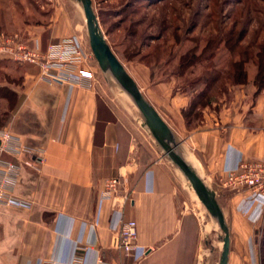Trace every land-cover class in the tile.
Wrapping results in <instances>:
<instances>
[{
	"label": "crops",
	"instance_id": "1",
	"mask_svg": "<svg viewBox=\"0 0 264 264\" xmlns=\"http://www.w3.org/2000/svg\"><path fill=\"white\" fill-rule=\"evenodd\" d=\"M146 68L142 81L127 71L215 191L229 230L227 264H261L264 197L228 191L220 179L240 161L264 160V91L256 94L251 81L235 86L232 98L204 107L188 125L189 97L172 79L145 94ZM19 70L22 87L11 89L21 101L6 127L33 153L2 156L19 165L13 192L29 206L0 205V264H71L79 246L83 264H213L218 227L131 114L95 81L49 84L35 65ZM110 177L120 180L115 201L103 194ZM122 220L136 221L134 251L115 247Z\"/></svg>",
	"mask_w": 264,
	"mask_h": 264
},
{
	"label": "trees",
	"instance_id": "2",
	"mask_svg": "<svg viewBox=\"0 0 264 264\" xmlns=\"http://www.w3.org/2000/svg\"><path fill=\"white\" fill-rule=\"evenodd\" d=\"M257 2L264 0H235L231 5L229 0H206L203 4L200 0H119L118 8L111 12L118 16L114 24L123 25L128 40L121 52L111 48L120 59L144 62L154 83L181 78V83L192 87L193 97L184 110L191 125L204 107L216 102L232 85L251 81L256 94L264 91V6ZM226 5L229 10L216 16ZM257 12L260 16L255 15ZM238 16L244 17L239 29ZM231 18L228 25L226 20ZM250 20L253 23L246 24ZM253 24L255 27H251ZM220 48L227 52L223 68L215 61ZM251 67L254 73L250 80ZM1 90L15 94L6 85H1ZM6 93H0V98L7 99ZM1 108L0 127L7 123L9 114ZM259 245L264 264V229Z\"/></svg>",
	"mask_w": 264,
	"mask_h": 264
},
{
	"label": "rangeland",
	"instance_id": "3",
	"mask_svg": "<svg viewBox=\"0 0 264 264\" xmlns=\"http://www.w3.org/2000/svg\"><path fill=\"white\" fill-rule=\"evenodd\" d=\"M185 1L188 2L189 0H185ZM229 1H230L229 4L231 5V2L235 0H229ZM200 2L203 4L206 3V0H200ZM257 3L260 7L264 6V2H257ZM92 5L98 17L101 29L105 34L106 39L109 42L110 46L113 47L116 52L117 51L121 52L128 39L124 37L125 33L123 31V25L119 26L117 24H114V21H116L118 16H114L111 12L113 9L118 8L119 0H92ZM224 7L225 10L222 12L216 10L217 12L215 15L218 16L220 15L219 13H223L226 10H229L227 5ZM187 13L190 12L187 11ZM255 15L260 16L258 12L255 13ZM233 19L234 18L226 20V23L228 25H231ZM238 19H239V24L237 25V29H239V27L243 24L244 17L238 16ZM216 21L217 22L219 21L218 17L216 18ZM252 21L253 20H250V22L249 23L246 22V24L251 25L253 23ZM251 27H255V25L253 24ZM56 34L58 35L55 36ZM14 36H17V39L19 41L29 45H35V42L38 41L42 49H45L46 46L51 42H58L60 40L67 39L69 37L73 38V41L81 45V47L84 49V51L87 54L88 64L94 70V81L96 83H99V85L103 87V89H105L108 94L111 95L110 98L113 99L122 109L123 108L126 109L127 113L131 114V119L134 120L138 129L142 128L141 126L142 115L139 112V110L135 108L136 106L135 107L133 106L134 103L131 104L127 100L125 101L121 95V93L124 92L121 89V87L112 79L110 74L103 73L98 67V64L94 59L89 47L88 35L85 26L82 7L80 3H78L76 0H0V38H8ZM185 45H187V43ZM226 60H227V52L224 48H220L215 58L216 65L219 68H223L226 64ZM121 62L124 64L127 70H130L132 73H135V75L137 76V78H139V80L142 81L146 79L147 77L146 67L148 66L144 62L139 61L136 58L128 61L122 59ZM3 63H7V64L4 65ZM27 64L28 63H21L14 60H6V59L1 60L0 86L6 85L8 89L21 88L23 78L20 75L21 71L19 70V67H22L23 65H27ZM148 73L150 79V70ZM155 73L157 74V71H155ZM253 73H254V68L251 67L249 71L250 80L251 77L253 76ZM158 76L161 75L159 74ZM155 77L156 79L159 78L157 77V75H155ZM37 79H38V75H37ZM171 79L175 80L176 87L179 86L180 89L182 90L185 89V91L179 90L181 93H183V95L189 97V99L193 97L192 87L187 86V84L181 83V78H177V79L171 78ZM154 84L155 83L151 79L149 80L148 83L144 82L142 86V90L144 91V93L150 95ZM238 85L241 84L230 86L225 94L219 95L216 102L221 103L222 100H228L232 98V95L234 93L233 88ZM0 93H6L8 95V97L6 96L7 99L2 98L1 96L0 108L2 107L3 109L8 110L9 113L8 119H9L11 114H14L18 103L21 101V97L16 95V93L15 94L10 93V91L7 90H1ZM200 119L201 116L197 119V121ZM187 124L190 125L188 122ZM2 128L15 134V132H13L9 127H6V124L0 127V129ZM172 167L174 171H180L176 165L172 164ZM180 177L182 179V176ZM186 187L188 188V186ZM191 192L193 197H195L197 203H200V201L193 193V191ZM205 215H207L206 218L209 219L210 216H208V214ZM213 222H215L214 219ZM219 233L221 236L222 234L221 231ZM260 234H263V231ZM213 239H215L217 243V246L215 247L216 249L215 258L213 257L214 258L213 264H216L220 254L219 245H221V241H220V237H215ZM257 239L258 240L260 239L259 236Z\"/></svg>",
	"mask_w": 264,
	"mask_h": 264
},
{
	"label": "built area",
	"instance_id": "4",
	"mask_svg": "<svg viewBox=\"0 0 264 264\" xmlns=\"http://www.w3.org/2000/svg\"><path fill=\"white\" fill-rule=\"evenodd\" d=\"M14 60L38 67V79L46 83H66L80 86H91L94 81V70L87 61L84 49L73 38L49 43L42 49L38 41L29 45L17 39V36L0 38V61ZM33 150L26 146L19 136L6 129H0V205L28 207L29 204L17 197L14 186L17 182L19 165L4 154L18 157L31 154ZM43 162V158H37ZM32 165V161H25ZM221 187L231 191H250L264 197V160H243L235 169L229 171L220 179ZM120 185L118 177L106 178L103 183V194L116 200V192ZM127 200L128 197L126 196ZM137 224L134 220H122L115 241L116 249L125 252L134 251L137 244ZM76 249L71 264H83L82 251ZM44 264H50L45 262Z\"/></svg>",
	"mask_w": 264,
	"mask_h": 264
},
{
	"label": "water",
	"instance_id": "5",
	"mask_svg": "<svg viewBox=\"0 0 264 264\" xmlns=\"http://www.w3.org/2000/svg\"><path fill=\"white\" fill-rule=\"evenodd\" d=\"M82 7L88 43L98 67L127 93L142 115L141 126L153 137L164 155L178 167L185 184L193 191L221 231L220 254L216 264H227L230 237L224 213L219 206L215 191L202 179L197 168L179 151L175 135L158 111L146 100L135 80L112 50L103 33L92 0H76Z\"/></svg>",
	"mask_w": 264,
	"mask_h": 264
},
{
	"label": "bare ground",
	"instance_id": "6",
	"mask_svg": "<svg viewBox=\"0 0 264 264\" xmlns=\"http://www.w3.org/2000/svg\"><path fill=\"white\" fill-rule=\"evenodd\" d=\"M121 95H122V97H123V99L126 101H128L129 103H131V104H133V102H132V100H131V98L129 97V95L127 94V93H125V92H122L121 93ZM133 106L135 107V105L133 104ZM136 108V107H135ZM137 109V108H136ZM191 159H192V163H194L195 162V160L192 158V157H190ZM195 164V163H194ZM183 179H184V177H183ZM185 180V179H184Z\"/></svg>",
	"mask_w": 264,
	"mask_h": 264
}]
</instances>
